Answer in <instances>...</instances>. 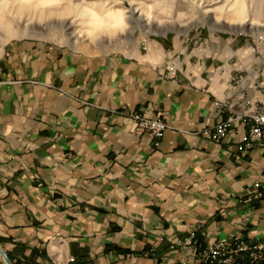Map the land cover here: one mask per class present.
<instances>
[{
	"label": "crops",
	"instance_id": "1",
	"mask_svg": "<svg viewBox=\"0 0 264 264\" xmlns=\"http://www.w3.org/2000/svg\"><path fill=\"white\" fill-rule=\"evenodd\" d=\"M252 49L205 30L146 32L105 54L6 44L0 248L13 264L193 263L192 249H170L193 231L202 243L264 242V202H245L264 183V150L239 153L241 122L219 144L200 133L243 94L264 104V64ZM138 113L168 122L158 147L131 119Z\"/></svg>",
	"mask_w": 264,
	"mask_h": 264
},
{
	"label": "rangeland",
	"instance_id": "2",
	"mask_svg": "<svg viewBox=\"0 0 264 264\" xmlns=\"http://www.w3.org/2000/svg\"><path fill=\"white\" fill-rule=\"evenodd\" d=\"M0 22L7 23L0 53L11 41L29 39L105 54L127 49L146 32L205 30L249 40L262 60L254 36L264 37V0H0Z\"/></svg>",
	"mask_w": 264,
	"mask_h": 264
},
{
	"label": "built area",
	"instance_id": "3",
	"mask_svg": "<svg viewBox=\"0 0 264 264\" xmlns=\"http://www.w3.org/2000/svg\"><path fill=\"white\" fill-rule=\"evenodd\" d=\"M241 36L247 34L240 33ZM250 37V36H249ZM252 38V37H251ZM257 40V48L254 50L261 56L264 63V37L254 36ZM176 77L175 66H169L166 78ZM237 83L243 81V77L236 78ZM261 88V85H258ZM215 105L224 109L229 108L226 102L218 100ZM237 110L225 120L218 122L214 127L205 128L200 133L203 137L219 144L230 133L235 122H241L247 126L248 132L242 137L238 147L239 153L246 156L254 148L264 150V104L258 100L243 94L240 100L235 102ZM131 119L138 125L141 132H148L155 140V146L160 145L165 132L170 129L168 122L162 118L153 119L147 113L132 114ZM264 202V183L255 181L249 188L245 202ZM192 249L195 256L193 263L181 264H264V242L253 243L245 241L240 236L227 240H219L211 243H202L197 238V232L193 231L185 238H178L171 242L170 249Z\"/></svg>",
	"mask_w": 264,
	"mask_h": 264
},
{
	"label": "water",
	"instance_id": "4",
	"mask_svg": "<svg viewBox=\"0 0 264 264\" xmlns=\"http://www.w3.org/2000/svg\"><path fill=\"white\" fill-rule=\"evenodd\" d=\"M0 254L3 256L5 264H13L11 259L9 258L8 254L0 248Z\"/></svg>",
	"mask_w": 264,
	"mask_h": 264
},
{
	"label": "bare ground",
	"instance_id": "5",
	"mask_svg": "<svg viewBox=\"0 0 264 264\" xmlns=\"http://www.w3.org/2000/svg\"><path fill=\"white\" fill-rule=\"evenodd\" d=\"M6 26H7V23L0 22V27H1V28H6Z\"/></svg>",
	"mask_w": 264,
	"mask_h": 264
}]
</instances>
